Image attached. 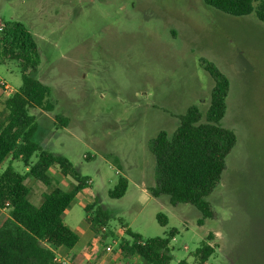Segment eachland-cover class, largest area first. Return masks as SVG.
Masks as SVG:
<instances>
[{
  "label": "rangeland",
  "instance_id": "374dc122",
  "mask_svg": "<svg viewBox=\"0 0 264 264\" xmlns=\"http://www.w3.org/2000/svg\"><path fill=\"white\" fill-rule=\"evenodd\" d=\"M11 20L35 36L41 57L35 77L50 87L55 105L52 113L30 110L36 141L91 181L64 214L67 226L79 235L87 227L85 206L97 201L112 231L125 225L150 239L177 229L170 264L193 262L211 233L216 253L207 264H264V23L255 13L231 16L203 0H0V26ZM208 64L230 82L221 125L236 134L237 144L207 198L213 218L200 224L196 207L149 193L156 186L149 142L161 131L172 135L191 107L207 114L214 88ZM0 81L19 90V65L0 62ZM57 115L66 126L56 124ZM9 166L26 173L24 163L11 158L0 173ZM49 176L51 188L27 180L36 206L53 188L70 190L74 183L55 168ZM120 177L128 179V191L112 199L108 193ZM121 239L98 245L107 264L118 259ZM84 246L80 239L75 249Z\"/></svg>",
  "mask_w": 264,
  "mask_h": 264
},
{
  "label": "trees",
  "instance_id": "16d2710c",
  "mask_svg": "<svg viewBox=\"0 0 264 264\" xmlns=\"http://www.w3.org/2000/svg\"><path fill=\"white\" fill-rule=\"evenodd\" d=\"M208 7L231 16L242 17L255 13L264 23V0H203ZM0 30V62H16L22 72L23 84L4 101L0 113V167L11 158L24 163L25 174L9 166L0 173V264H55L57 250L73 249L79 242L78 234L66 225L64 214L76 197L91 188V181L83 176L68 158L54 154L36 141L38 122L30 110L39 108L55 111L51 89L35 77L41 57L35 36L21 22L2 23ZM206 69L214 80L211 102L207 114L194 106L179 117L180 124L171 135L161 131L149 142V150L156 162V186L148 188L154 198L166 195L172 205L191 204L204 219L213 218L207 198L220 185L226 161L237 144V136L221 125L227 110L230 82L213 64ZM57 125L66 126L67 120L55 116ZM36 155L37 161L31 162ZM58 167L64 177L74 183L70 190L55 187L44 195L41 205L30 201L28 179L53 186L50 169ZM129 187L126 177L109 191L112 199L123 198ZM2 211H6L7 215ZM86 222L103 241L114 238L109 229L110 215L95 201L85 207ZM159 224L168 225L166 215L157 216ZM104 228L107 233H104ZM178 234L171 229L165 237L144 239L128 229L119 248L124 264H170L172 241ZM208 235L195 251L193 262L183 260L178 264H207L216 248ZM138 258V262L134 259Z\"/></svg>",
  "mask_w": 264,
  "mask_h": 264
},
{
  "label": "crops",
  "instance_id": "0c3cea01",
  "mask_svg": "<svg viewBox=\"0 0 264 264\" xmlns=\"http://www.w3.org/2000/svg\"><path fill=\"white\" fill-rule=\"evenodd\" d=\"M14 91L16 92L17 90H14ZM0 96L2 98H4V101H5V99L8 98L10 96V94H7L5 89L0 87ZM3 108H4V105H3ZM3 108L0 109L1 110L0 113L2 112ZM54 168L56 170H59L58 167H54ZM26 171H27V169H26ZM60 174H61V172H60ZM87 191L88 190H85L83 192H87ZM144 191L146 192L147 190L145 189ZM83 192H81L80 194H82ZM2 212H3V214L7 215L6 211H2ZM85 223H86L87 227L85 229H80L78 231V233H79V235H78L79 236V242H80V239H84L85 240L84 248H80V249L76 250L75 247L77 245L73 249H68L66 247H61L56 252L57 256L62 258V259H64V260H67L70 264H107V260H106L107 256L106 255L104 256L103 255V250H101V252H100V248H98V245L101 248L103 247V245L101 243L102 239L101 238L100 239L96 238L95 237V233L90 228V225L87 222H85ZM121 227L122 228L114 231V233H115V236H117V237L120 236V238L123 239V238L126 237V231L128 229H130V228H129V226H125V225L121 226ZM96 244H97V246H96ZM137 260L138 259H136V258L134 259L135 262H137ZM124 262H125L124 258L122 257L121 254H119V257H118V259L116 261H113V263L112 262H108V264H124Z\"/></svg>",
  "mask_w": 264,
  "mask_h": 264
},
{
  "label": "built area",
  "instance_id": "2783aa9c",
  "mask_svg": "<svg viewBox=\"0 0 264 264\" xmlns=\"http://www.w3.org/2000/svg\"><path fill=\"white\" fill-rule=\"evenodd\" d=\"M3 26H0V30H2ZM0 87L4 88L5 91H7L10 95H12L13 93H15V91L4 81H0ZM104 231H106V229L104 228ZM54 263L55 264H70L67 260H64L58 256H56V258L54 259Z\"/></svg>",
  "mask_w": 264,
  "mask_h": 264
}]
</instances>
